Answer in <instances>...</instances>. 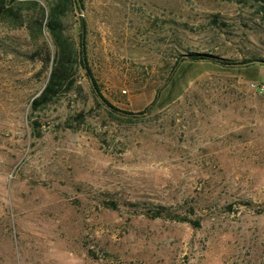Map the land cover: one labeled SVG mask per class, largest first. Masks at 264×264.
Returning <instances> with one entry per match:
<instances>
[{
    "label": "rangeland",
    "instance_id": "1",
    "mask_svg": "<svg viewBox=\"0 0 264 264\" xmlns=\"http://www.w3.org/2000/svg\"><path fill=\"white\" fill-rule=\"evenodd\" d=\"M53 1L0 18V264H264V65L183 60L264 62L255 0H77L63 34L83 21L121 113L81 70L32 112L52 45L31 3ZM159 207L196 224L146 216Z\"/></svg>",
    "mask_w": 264,
    "mask_h": 264
},
{
    "label": "trees",
    "instance_id": "2",
    "mask_svg": "<svg viewBox=\"0 0 264 264\" xmlns=\"http://www.w3.org/2000/svg\"><path fill=\"white\" fill-rule=\"evenodd\" d=\"M13 3L14 0H0V18L3 19V17H7L15 23V26H21V21H18L20 10H14L11 7V4ZM31 4L34 5L36 9H38L35 19L36 34L40 36L43 32V29L45 28L51 40L52 50L51 53L46 51L43 57L39 59L42 66H44L47 70V78L39 93L30 100V110L33 112L42 109L48 104L52 103L60 95L61 92L70 91L73 84L72 72L81 70L83 75L87 79L89 93L95 104L98 106H100V104L105 106L108 113L120 112L114 109V107H112L101 96L95 84V81L91 77V73L88 69L85 57L83 21L80 20L78 40L75 44L63 34V24L60 19V15H62L68 8L71 7H76L78 9L77 0H54L48 5V8L46 10L43 7H39L35 2H32ZM252 6L255 7L254 13L260 20L264 22V0H255V4ZM183 60L191 62H211L213 64L218 63L220 65L229 64L228 61L224 59H218L217 57H213L208 54L197 53H189ZM240 63H245V61H242ZM177 66V63H175L171 67L165 82H168L170 80ZM89 79L91 80V84L88 81ZM155 95L156 99L157 92L155 93ZM124 114H126L127 116L131 115L130 113ZM106 204L107 208H114L111 202H107ZM146 216L148 218H168L170 220L184 222L190 225L196 224L195 221H191L186 217L172 215L162 207H159L154 211L152 210L147 212Z\"/></svg>",
    "mask_w": 264,
    "mask_h": 264
},
{
    "label": "water",
    "instance_id": "3",
    "mask_svg": "<svg viewBox=\"0 0 264 264\" xmlns=\"http://www.w3.org/2000/svg\"><path fill=\"white\" fill-rule=\"evenodd\" d=\"M77 5H78V3H77ZM250 64H262V65H264V63L260 62V61H249V62H245V63H234V64H228V65L234 66V67H239V66H246V65H250ZM88 81L91 84V80L89 79ZM141 114H145V113H141Z\"/></svg>",
    "mask_w": 264,
    "mask_h": 264
}]
</instances>
